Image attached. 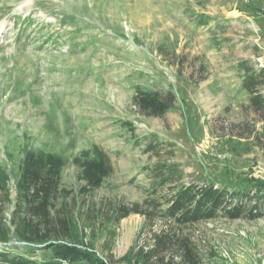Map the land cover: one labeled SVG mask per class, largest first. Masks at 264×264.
<instances>
[{
	"label": "rangeland",
	"instance_id": "obj_1",
	"mask_svg": "<svg viewBox=\"0 0 264 264\" xmlns=\"http://www.w3.org/2000/svg\"><path fill=\"white\" fill-rule=\"evenodd\" d=\"M243 62L264 66V0H0L5 226L12 227L28 150L64 156L62 185L73 195L82 184L73 157L108 153L114 172L79 197L85 206L142 201L150 184L143 166L157 160L145 151L150 134L165 157L173 144L186 182L264 181V117L247 108ZM138 86L172 88L176 109L144 115L133 102ZM144 225V216L131 214L107 232L83 229L82 239L106 260L119 259L136 247ZM192 231L209 264H264V217L220 218ZM3 251L50 258L29 254L14 232L0 241Z\"/></svg>",
	"mask_w": 264,
	"mask_h": 264
},
{
	"label": "trees",
	"instance_id": "obj_2",
	"mask_svg": "<svg viewBox=\"0 0 264 264\" xmlns=\"http://www.w3.org/2000/svg\"><path fill=\"white\" fill-rule=\"evenodd\" d=\"M29 23V21H26ZM28 23H24L25 26ZM245 73L240 89L248 96L247 108L264 117V66L254 68L243 62ZM177 95L170 88L165 94L138 86L133 102L148 116L163 117L176 109ZM124 127L135 131L132 122ZM145 151L155 156L143 170L150 179L141 202L82 203L84 197L100 188L114 172L108 153L100 150L96 156L77 155L73 164L82 182L77 195L62 185L67 165L64 156L54 152H25L17 179L16 208L12 227H6L0 216V241L8 242L11 233L22 241L29 254L42 251L50 255L44 261L30 256L0 252V264H209L194 239L192 228L220 218L255 220L264 217V181L246 179L237 186L213 182H186L180 164L174 161L173 144H166L167 156L159 149L163 143L156 134ZM9 174L0 167V189L9 198ZM131 214L145 217V225L136 247L119 259H105L92 244L85 243L82 232L93 231L99 225L111 227ZM142 241V243H141Z\"/></svg>",
	"mask_w": 264,
	"mask_h": 264
}]
</instances>
